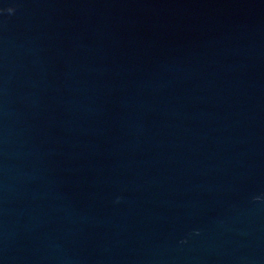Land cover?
<instances>
[{"label": "water", "instance_id": "95a60500", "mask_svg": "<svg viewBox=\"0 0 264 264\" xmlns=\"http://www.w3.org/2000/svg\"><path fill=\"white\" fill-rule=\"evenodd\" d=\"M0 264H264V0H0Z\"/></svg>", "mask_w": 264, "mask_h": 264}, {"label": "clouds", "instance_id": "9594fccd", "mask_svg": "<svg viewBox=\"0 0 264 264\" xmlns=\"http://www.w3.org/2000/svg\"><path fill=\"white\" fill-rule=\"evenodd\" d=\"M11 12V10H9Z\"/></svg>", "mask_w": 264, "mask_h": 264}]
</instances>
